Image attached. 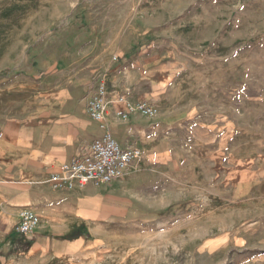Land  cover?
Instances as JSON below:
<instances>
[{
    "label": "rangeland",
    "instance_id": "rangeland-1",
    "mask_svg": "<svg viewBox=\"0 0 264 264\" xmlns=\"http://www.w3.org/2000/svg\"><path fill=\"white\" fill-rule=\"evenodd\" d=\"M0 8V29L37 31L41 41L54 32L55 56L86 57L84 71L120 35L134 47L133 67L150 63L187 109L171 178L137 198L134 213L83 227L86 240L73 236L56 258L33 252L29 235L0 231V264H264V0H0Z\"/></svg>",
    "mask_w": 264,
    "mask_h": 264
},
{
    "label": "crops",
    "instance_id": "crops-1",
    "mask_svg": "<svg viewBox=\"0 0 264 264\" xmlns=\"http://www.w3.org/2000/svg\"><path fill=\"white\" fill-rule=\"evenodd\" d=\"M6 12L0 8V13ZM55 37L48 33L41 41L37 31L0 29V231L23 236L15 230L20 212L32 210L41 223L28 234L31 250L48 258L63 253L57 246L64 247L73 236L79 238L76 242L86 240L81 232L85 226L118 225L136 211L137 198L157 193L167 183L177 164L174 134L182 133L187 110L169 94L168 83L150 63L133 67L127 54L134 47L121 45L120 35L115 33L106 47L100 46L89 71L80 65L86 57L57 58ZM78 44L82 47L75 41ZM117 54L123 58L118 60ZM100 79L107 89L106 116L95 120L87 106ZM143 100L156 104L155 115H118L126 102ZM107 132L123 148L139 147L140 159L108 184L56 187L51 175Z\"/></svg>",
    "mask_w": 264,
    "mask_h": 264
},
{
    "label": "built area",
    "instance_id": "built-area-1",
    "mask_svg": "<svg viewBox=\"0 0 264 264\" xmlns=\"http://www.w3.org/2000/svg\"><path fill=\"white\" fill-rule=\"evenodd\" d=\"M106 84L103 79L96 82L88 101L87 112L95 120H103L106 116ZM156 104L143 100L138 103L126 102V107L118 111V115L127 119L133 112L153 116L157 112ZM2 133H0V138ZM139 147L123 148L110 132L93 140L88 149L80 156L61 165V170L51 175L53 184L61 189L73 190L82 188L89 182L97 185L108 184L122 176L141 157ZM41 223L38 214L28 208L20 212L19 222L15 230L21 235L33 233Z\"/></svg>",
    "mask_w": 264,
    "mask_h": 264
}]
</instances>
